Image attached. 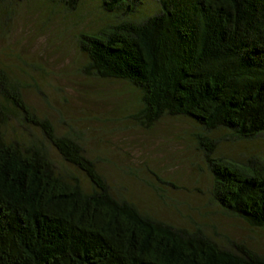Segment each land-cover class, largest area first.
Segmentation results:
<instances>
[{"label":"trees","instance_id":"16d2710c","mask_svg":"<svg viewBox=\"0 0 264 264\" xmlns=\"http://www.w3.org/2000/svg\"><path fill=\"white\" fill-rule=\"evenodd\" d=\"M50 1L69 11L83 0ZM100 1L115 20L77 36L85 71L130 83L146 127L172 116L202 129L212 201L264 229V157L226 155L210 134L264 137V0H158L147 16L137 14L142 0ZM18 2L0 0V31ZM16 81L0 65V264H264L250 242L223 244L202 223L174 224L116 195L80 137L58 134ZM11 113L40 128L89 185L59 171L43 142L9 136Z\"/></svg>","mask_w":264,"mask_h":264},{"label":"rangeland","instance_id":"374dc122","mask_svg":"<svg viewBox=\"0 0 264 264\" xmlns=\"http://www.w3.org/2000/svg\"><path fill=\"white\" fill-rule=\"evenodd\" d=\"M141 5L143 14H137L147 16L159 3L142 0ZM1 18L6 31H0V65L17 80L32 110L58 134L80 137L116 195L160 219L186 227L194 226L192 221L202 223L223 244L228 238L247 241L264 254V229H252L223 213L211 199L212 177L197 136L204 131L188 118L172 116L146 127L134 116L140 93L130 83L85 71L88 59L77 36L115 20L100 0H83L69 11L50 0H19L14 15ZM10 118L9 136L43 142L59 171L77 174L89 185L40 128L24 125L15 113ZM210 134L226 155L239 160L252 154L264 157V137L234 142L224 130Z\"/></svg>","mask_w":264,"mask_h":264}]
</instances>
